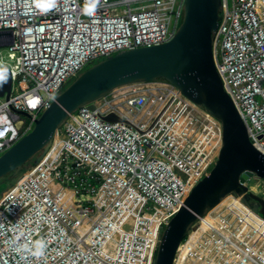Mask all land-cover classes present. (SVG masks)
<instances>
[{
	"label": "built area",
	"instance_id": "1",
	"mask_svg": "<svg viewBox=\"0 0 264 264\" xmlns=\"http://www.w3.org/2000/svg\"><path fill=\"white\" fill-rule=\"evenodd\" d=\"M45 2L0 0V64L13 82L0 97V156L87 66L169 42L184 13V0H101L91 14L87 0L48 11ZM213 55L264 154V0H222ZM94 105L70 115L41 161L0 194V264H155L164 227L219 156L221 121L166 81ZM111 113L121 120L102 119ZM243 185L264 199V180ZM242 199L229 195L200 218L174 264L199 251L198 264H264V219Z\"/></svg>",
	"mask_w": 264,
	"mask_h": 264
},
{
	"label": "water",
	"instance_id": "2",
	"mask_svg": "<svg viewBox=\"0 0 264 264\" xmlns=\"http://www.w3.org/2000/svg\"><path fill=\"white\" fill-rule=\"evenodd\" d=\"M183 10L182 22L169 42L123 51L82 71L35 120L32 130L0 156V182L8 175L18 177L41 161L65 121L82 107L93 110L97 101L131 85L162 80L177 87L221 121L222 147L209 174L196 184L164 227L155 264H174L194 224L229 195L243 196V203L264 219V199L243 185L254 177L264 180V154L251 143L214 61L213 44L222 0H184ZM12 85L10 75L0 89V97L8 98ZM101 117L104 121L121 120L115 113Z\"/></svg>",
	"mask_w": 264,
	"mask_h": 264
},
{
	"label": "clouds",
	"instance_id": "3",
	"mask_svg": "<svg viewBox=\"0 0 264 264\" xmlns=\"http://www.w3.org/2000/svg\"><path fill=\"white\" fill-rule=\"evenodd\" d=\"M56 2L57 0H46V2L41 4L40 6L43 10L48 11V10L55 8ZM100 3H101V0H87L86 8H85L86 14H91L93 11H95V9L100 5ZM10 75H11L10 70L3 64H0V89H2L4 85L8 82ZM4 119L6 118L0 117V123H2ZM37 247L39 249L37 254L41 255L43 247H44L43 242L38 241Z\"/></svg>",
	"mask_w": 264,
	"mask_h": 264
},
{
	"label": "rangeland",
	"instance_id": "4",
	"mask_svg": "<svg viewBox=\"0 0 264 264\" xmlns=\"http://www.w3.org/2000/svg\"><path fill=\"white\" fill-rule=\"evenodd\" d=\"M90 66L91 65L87 66L86 69L89 68ZM12 184L13 183L9 179L8 180H5L4 182H1L0 183V194L2 192H4ZM201 254H202L201 251H199L198 253L197 252L196 253H193V255L191 256V258L189 259V263H187V264H198L197 259L200 258Z\"/></svg>",
	"mask_w": 264,
	"mask_h": 264
},
{
	"label": "trees",
	"instance_id": "5",
	"mask_svg": "<svg viewBox=\"0 0 264 264\" xmlns=\"http://www.w3.org/2000/svg\"><path fill=\"white\" fill-rule=\"evenodd\" d=\"M18 177H15V176H13V175H8V176H6L4 179H2L1 180V182H4L5 180H10L12 183H14L15 181H16V179H17ZM0 182V183H1Z\"/></svg>",
	"mask_w": 264,
	"mask_h": 264
},
{
	"label": "bare ground",
	"instance_id": "6",
	"mask_svg": "<svg viewBox=\"0 0 264 264\" xmlns=\"http://www.w3.org/2000/svg\"><path fill=\"white\" fill-rule=\"evenodd\" d=\"M58 135H59V133L57 134V136H58ZM219 205H220V204H219ZM219 205H218V206H219ZM218 206H216L215 208H217ZM215 208H214V209H215ZM249 214H250V215L252 216V218H254V220H256L257 222H263V221H262L261 219H259L256 215H254V214H252V213H250V212H249Z\"/></svg>",
	"mask_w": 264,
	"mask_h": 264
}]
</instances>
